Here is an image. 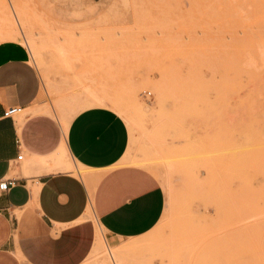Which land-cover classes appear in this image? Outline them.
<instances>
[{"label": "rangeland", "instance_id": "obj_1", "mask_svg": "<svg viewBox=\"0 0 264 264\" xmlns=\"http://www.w3.org/2000/svg\"><path fill=\"white\" fill-rule=\"evenodd\" d=\"M5 38L40 104L121 107L167 176L157 227L116 246L99 229L87 264H264V0H0Z\"/></svg>", "mask_w": 264, "mask_h": 264}, {"label": "crops", "instance_id": "obj_2", "mask_svg": "<svg viewBox=\"0 0 264 264\" xmlns=\"http://www.w3.org/2000/svg\"><path fill=\"white\" fill-rule=\"evenodd\" d=\"M41 87L28 46L1 39L0 180L15 184L0 189V264H87L99 229L116 246L159 224L167 176L131 161L140 140L116 110L42 105ZM14 105L19 119L3 115Z\"/></svg>", "mask_w": 264, "mask_h": 264}, {"label": "bare ground", "instance_id": "obj_3", "mask_svg": "<svg viewBox=\"0 0 264 264\" xmlns=\"http://www.w3.org/2000/svg\"><path fill=\"white\" fill-rule=\"evenodd\" d=\"M32 43H34V42H32ZM98 100V99H97ZM100 101V100H99ZM103 102V101H102ZM117 109L119 110V111H117L119 114H123L124 115V113H125V110L124 109H122L121 107H119V106H117ZM151 160V159H150ZM134 164L135 163H138V164H144V165H146V164H149L150 162L148 161V160H146V159H134V160H131ZM70 167H71V169L73 170L74 169V167H73V165L70 163ZM65 168V167H64ZM79 172L84 176L85 175V173H86V171H83L82 169H80L79 170ZM157 227V226H156ZM155 227V228H156ZM154 230V229H153ZM132 242H133V240H132ZM132 242H130V243H132ZM134 242L136 243L137 241H135L134 240ZM100 244V237H99V243L97 244V246ZM137 245H139V243H136ZM135 245V244H134ZM96 246V247H97ZM135 246H131L130 244H129V242L127 243V244H125V245H123V246H120L119 247V249L118 250H116V255L114 254V253H111L112 255H111V257H112V260H113V258H115V260L118 258V257H121V256H123L122 254H120L121 252H126V251H131L133 248H134ZM95 252V251H94ZM96 253V252H95ZM127 253V252H126ZM92 255V254H91ZM120 259V258H119ZM103 262V261H102ZM116 262V261H115Z\"/></svg>", "mask_w": 264, "mask_h": 264}, {"label": "built area", "instance_id": "obj_4", "mask_svg": "<svg viewBox=\"0 0 264 264\" xmlns=\"http://www.w3.org/2000/svg\"><path fill=\"white\" fill-rule=\"evenodd\" d=\"M151 92L149 91V94ZM24 108L19 105L9 106L4 110V116H10L13 119H16V116L22 113ZM18 141H20V138H18ZM23 154H19V158H22ZM15 184L14 178H3L0 180V189L1 190H8L12 187V185Z\"/></svg>", "mask_w": 264, "mask_h": 264}]
</instances>
